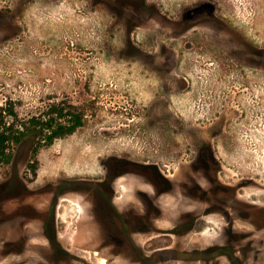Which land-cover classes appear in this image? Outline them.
<instances>
[{"label":"rangeland","instance_id":"374dc122","mask_svg":"<svg viewBox=\"0 0 264 264\" xmlns=\"http://www.w3.org/2000/svg\"><path fill=\"white\" fill-rule=\"evenodd\" d=\"M141 1L138 11L120 0H0V106H14L18 123L46 116L54 104L84 118L36 153L35 137L13 145L0 182L24 179L37 214L57 199L62 244L72 253L95 251L109 232L93 217L91 185L109 176L110 156L126 157L171 181L140 239L148 264H215L212 252L200 250L225 242L221 211L246 238L226 249L234 256L240 249L237 262L221 256L220 264H264V227L251 223H264V0ZM197 7L210 11V26L174 37L178 19ZM220 22L228 31L218 33ZM251 47L260 52L259 68L246 63ZM198 134L212 143L217 178L199 165ZM137 169L114 182L119 209L135 205L136 192L137 200L140 191L154 192L152 169ZM38 227L35 221L31 232ZM184 227L188 234H176ZM30 248L20 263L46 264V242L35 237Z\"/></svg>","mask_w":264,"mask_h":264},{"label":"flooded vegetation","instance_id":"af4514ba","mask_svg":"<svg viewBox=\"0 0 264 264\" xmlns=\"http://www.w3.org/2000/svg\"><path fill=\"white\" fill-rule=\"evenodd\" d=\"M120 2L124 5L126 0H120ZM189 10L183 13L182 17L178 19L179 23L175 27L174 37L184 34L194 28L210 26L204 22L211 18L209 10L197 9L199 12L196 11L197 14H194L192 18L188 17ZM120 12H124V8H121ZM213 26L219 28L218 33L228 31L227 29L224 30V28L228 26L227 24L220 22ZM132 27H136V25H130L129 34H131L130 31H132ZM210 36L212 37L211 33ZM214 37L219 38L217 34H214ZM251 48V53L254 58L249 57L246 63L251 67L259 68L258 53L260 52L254 47ZM237 58L240 57L237 56ZM197 139L202 143L198 148L197 154L198 161H200L199 165L205 168V172L213 171L212 175L217 178L220 163L214 154L211 141L199 134L197 135ZM207 148L211 150L210 153L207 151ZM209 156L212 157L211 160H209V163L205 162V159H210ZM131 162L132 161L126 157L117 155L110 156L106 162L109 166H107L109 176L102 182L97 181L93 184L94 186L91 185V199L89 200V204L92 208L93 217L98 224H100L101 229L107 228V233L109 232L106 237L103 236L101 241L96 244L95 251L83 248L80 250L81 252L76 251V253H72L74 252L73 250L62 244L59 239L56 219L57 199L51 200L46 210L37 214L35 205L32 201H29L32 194L35 193V190H31L24 179H21L18 175H14L10 179L0 182V262H2L4 258L11 257L12 261L20 263L21 257L30 255V252L33 251V249L30 248V241L37 237L43 239L49 246L48 249L51 251L50 257L45 259L46 264H111L116 261V259H111L109 257L111 255L118 257V261L123 264H148L150 255L147 253L145 247L142 246L140 239L145 237L149 232L147 231V225L152 226L153 219L157 218V216H154L155 211L159 210L156 200L162 192L168 191L171 184L168 186H162L163 184L158 186L156 180V184H152L154 187L152 195L146 193V191H140L141 196L140 199L137 200L136 192L134 197L135 205L125 208L124 210H122V208L119 209L115 200L116 189L114 182L116 178L132 170L138 171L137 168H140V170H147L148 168L147 165L136 162L135 163L140 166L136 165L137 167H135ZM106 163H104L105 166ZM207 163L209 166H207ZM153 169L163 174L157 167ZM110 170H113V173H110ZM168 180L170 179L168 178ZM191 187L197 192L202 189L198 185H192ZM222 187L227 188L228 186L223 184ZM216 189L219 191L224 190L219 185H215V191ZM210 190L208 189L205 191L207 195H211ZM220 213L228 226L224 232L225 238L223 241L225 242L218 247L214 245H212L213 247L207 246L200 250V252L202 255H208L212 252L209 260L213 261L215 264L221 263L219 260L221 256H225L227 259L233 260V262L236 260L237 262L239 259L237 250L240 251V249L235 250L236 257L233 253L226 252V249H231V245L237 247L238 243H243L246 236L240 231L235 230L233 227V216L229 215V212L221 211ZM228 217L232 218V220ZM109 220H112V222L110 223ZM35 221L39 222L38 229L40 232L38 234L30 230L31 224ZM192 223L193 221L190 220L187 221L186 224ZM251 223L256 228L264 227V223L260 224L256 221H252ZM188 230L184 227L182 231L176 234L186 235L188 234ZM151 231L155 230L153 229ZM232 241L233 243H231ZM215 250L218 251L214 253ZM98 254H103L106 258L99 260L100 257H97ZM171 259L172 258L160 263L157 262L156 264H171L169 263L172 261ZM29 262L30 260L28 259L20 264H30Z\"/></svg>","mask_w":264,"mask_h":264},{"label":"trees","instance_id":"16d2710c","mask_svg":"<svg viewBox=\"0 0 264 264\" xmlns=\"http://www.w3.org/2000/svg\"><path fill=\"white\" fill-rule=\"evenodd\" d=\"M131 5L133 8L140 11V6H145L141 0H126L124 5ZM122 7V3H120ZM149 10V5L146 7ZM198 8H191L188 12V17L192 18L195 13H197ZM197 11V12H196ZM6 112L8 116H11L12 119H5V116L1 115L0 119V163L9 162L12 159L13 153L11 147L21 143L27 137H35L36 143L34 147V152L36 153L42 146L51 145L58 138L65 137L69 134H72L76 131L77 128L83 125L84 118L82 112L78 109L67 110L64 105L54 104L51 106L50 112L46 116H32L27 121H21L18 123V114L14 109V106L10 105L9 107L0 106V114ZM67 116H70L69 119H66ZM207 151L210 153L211 150L207 148ZM212 156V155H211ZM205 159V162L209 163V160ZM207 163V166L209 164ZM135 167V162H131ZM151 168L154 173L155 180L158 182V186H168L170 180L166 178L163 174ZM161 187V186H160ZM111 223L112 220H109Z\"/></svg>","mask_w":264,"mask_h":264}]
</instances>
